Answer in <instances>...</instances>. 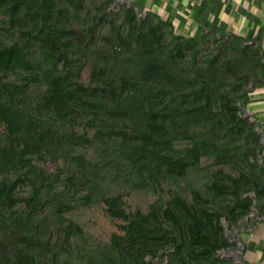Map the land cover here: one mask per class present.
Instances as JSON below:
<instances>
[{"label":"rangeland","instance_id":"374dc122","mask_svg":"<svg viewBox=\"0 0 264 264\" xmlns=\"http://www.w3.org/2000/svg\"><path fill=\"white\" fill-rule=\"evenodd\" d=\"M31 1L34 5L42 0ZM63 1L56 0L57 18L53 22L56 33L52 37L57 36V42L70 47L68 55L58 64L56 75L70 72L74 86L90 89L96 110L80 113L74 122L68 118L65 126L59 117H38V127L52 123L53 129L60 128L56 136L62 140L51 155L36 156L33 161L37 173H42L41 177L33 176L34 180L46 178V182H39V187L45 188L48 202L32 215L34 224L42 228L36 237L33 228L11 226L10 219L25 210V200L32 192L27 187H15L17 195L0 203V264H16L18 255L20 264H137L130 256L125 261L118 260L112 250L115 240L129 243L126 242L129 234L124 228L128 217L134 218L138 211L161 212L175 197L194 201V191L207 198L213 171L220 168L231 173L233 169H240L238 164L214 165V157L203 158L195 164L196 151L192 145L201 140L194 137L195 125L200 121L196 112L203 103L191 101V88L183 72L192 66V52L179 54L176 50L178 43L191 37L179 35L166 23H158L153 14L136 9L127 0H85L77 7L64 6ZM34 9L32 6V15ZM134 10L136 24L132 23L130 30L129 12ZM20 14L21 22L13 26L5 19L7 15L0 16V43L27 45L32 49L31 55L38 57L43 25L25 22L24 17L29 15ZM149 17L152 19L143 24ZM150 26H155V34ZM200 39L188 44L199 49L200 61H211L210 74L217 80L213 86L224 82L234 91L241 86V78H247L246 94L238 103V112L253 124L263 142L262 131L247 106L253 90L262 83V51L236 36L209 33ZM45 61L34 72L11 76L12 80L26 84L34 98L47 90L40 82L51 67ZM119 89H123L121 94ZM164 90L170 93L167 97L158 93ZM114 92L119 93L115 99ZM155 92L159 94L158 102H155ZM155 112L159 113L156 120ZM155 121L157 134L153 127ZM229 130L230 126L219 142L220 148L232 137ZM155 135L164 146L155 157L154 167L153 162H148L149 155L141 151L144 146L141 143L144 138ZM243 143L241 139L235 146ZM261 154H256L252 163L261 165ZM180 166L183 171H173ZM20 168L27 171L23 166ZM12 169H5L0 181H15ZM259 174L260 182H264V174ZM255 195V189L244 193L251 202L245 217L247 224L239 220L231 225L220 219L226 240L222 247L194 246L196 249L186 248L182 256H175V249L168 245L170 235L162 241L155 236V258L138 256L140 263L215 264L227 260L240 264L241 234L248 222L264 210V202H257ZM217 200L222 203L225 198ZM137 247L133 245L132 249Z\"/></svg>","mask_w":264,"mask_h":264},{"label":"trees","instance_id":"16d2710c","mask_svg":"<svg viewBox=\"0 0 264 264\" xmlns=\"http://www.w3.org/2000/svg\"><path fill=\"white\" fill-rule=\"evenodd\" d=\"M15 1L13 4V0H0V16L7 15L5 19L13 26V24L21 22L23 16L20 13L26 15V12L29 16L24 17L26 18L25 22H41L44 30L42 31L43 36H40L38 41V57L31 55L32 49L27 45L15 43L5 46L0 43V179L5 169L13 168L12 171L16 175L13 182L0 181V203L5 201V198L12 199V195H17L14 191L15 187H27L28 192L32 191L29 199L25 200L27 201L25 210L10 221L11 226L16 229L33 228L37 237V231L42 228V225L34 224L32 215L36 211H40L48 199L45 198L47 192L43 185L39 187V182H46V178L38 180L36 177L34 180L33 176L41 177L42 173H37L36 164L33 161L36 156L42 158L51 155L52 149L62 143L61 138L57 140L56 136L59 134L60 128L59 130L53 129L52 123L38 127V117H44L43 115L48 118L59 117L65 126V120L69 118V121L74 122V118H79L80 113L86 110L95 111L96 105L90 99L93 92L80 85L74 86L70 72L56 75L58 64L62 62V58L66 54L68 55L67 50L70 47V44L62 45L60 41L57 42L55 40L57 36L52 37V33H56L53 30L55 27L53 22L57 18L56 0H42L35 2L34 5L31 0ZM83 1L85 0H64L62 5L77 7ZM19 5L20 7H17ZM32 6L35 8L34 15L30 11ZM135 13V10L129 12V29H133L132 23L136 24ZM154 17L158 19V23H166L171 26L158 16L153 15ZM151 19L152 17L144 19L143 24L148 23ZM23 25L22 23L21 27H24ZM150 27L152 33L155 34V26ZM200 40L191 37L185 39L184 43H178L176 47L179 54H184L187 51L192 52V66L188 67L187 72L186 70L183 72L191 88V96L189 95L191 101L203 103V107L196 112L200 121L195 125L194 137L198 136L201 140L192 145L196 151L195 164L200 163L203 158L211 160V157H214L215 159H212L214 165L216 163L225 166L238 164L240 171L233 169L231 173H228L227 170L220 168L213 171L210 175L212 179L209 188L210 196L207 198L201 197L198 191H194V201L188 202L184 198L175 197L161 212L155 211V209L149 213L138 211L133 216L134 218L128 217L124 228L129 234L126 241L129 243L115 240L112 245L113 253L120 261H125L130 256L133 261H137V264H141L140 257L145 255L151 256V260L154 259L157 253L155 236L162 241L170 235L168 245L175 249V256H182L186 252V248L196 249L193 248L194 246L197 248L202 245L212 248L222 247L226 240L219 222L221 218L231 225L239 220H243L242 224H247L245 217L251 202L250 198L244 196V193L255 189L257 202H264V182H260L259 179V172L264 174V167L262 164L252 163L253 157L262 152L263 142L260 133L255 130L253 124L238 112V103L246 94L244 87L247 78H241V86L234 91L229 90L228 85L224 82L213 86L217 80L213 74H210L211 61L206 63L200 61L199 49L188 44ZM258 49L260 50V48ZM43 60L51 65L40 80L42 85H46L47 90L39 97L34 98L30 95L26 84L12 80L11 76L20 75L23 72H34L40 68ZM119 90L121 94L123 89ZM117 92L112 94L114 99L119 96ZM158 93L160 95L162 93L163 97L170 94L167 90ZM158 93L155 92V102H158L156 101ZM126 104L130 106L127 101ZM214 109L220 112L215 114L212 111ZM158 114L154 113L155 120ZM228 126H230L229 131L233 135L228 137L229 140L224 144L225 147L220 148L219 142L223 140L222 137ZM153 127L156 133V121ZM72 135L73 138L74 134ZM80 138L85 139L84 136ZM241 139L244 140V143L235 146V143ZM141 144H144L141 151L149 155L148 162H153L155 167V157L161 153L163 143L159 142L155 135L144 138ZM19 165L27 171H22ZM173 171L181 172L183 168L180 166ZM233 174H236V177H233ZM152 178L155 180V173ZM221 197L225 198L222 203L217 200ZM210 209L211 211H209ZM211 229L214 231V235L211 233ZM133 245L138 246L136 250L132 249ZM19 256L16 257V260L18 259L16 264H20ZM219 262L220 264H231V261L227 260ZM143 264H147V262L144 261Z\"/></svg>","mask_w":264,"mask_h":264},{"label":"crops","instance_id":"0c3cea01","mask_svg":"<svg viewBox=\"0 0 264 264\" xmlns=\"http://www.w3.org/2000/svg\"><path fill=\"white\" fill-rule=\"evenodd\" d=\"M127 1L136 9L168 22L185 37L200 39L209 33L240 37L260 48L264 62V0ZM247 106L263 134L261 164L264 167V73ZM241 239L240 264H264V210L248 222Z\"/></svg>","mask_w":264,"mask_h":264},{"label":"built area","instance_id":"2783aa9c","mask_svg":"<svg viewBox=\"0 0 264 264\" xmlns=\"http://www.w3.org/2000/svg\"><path fill=\"white\" fill-rule=\"evenodd\" d=\"M260 128V127H259ZM259 131H260V129H259Z\"/></svg>","mask_w":264,"mask_h":264}]
</instances>
